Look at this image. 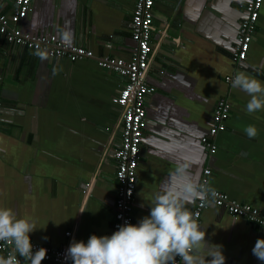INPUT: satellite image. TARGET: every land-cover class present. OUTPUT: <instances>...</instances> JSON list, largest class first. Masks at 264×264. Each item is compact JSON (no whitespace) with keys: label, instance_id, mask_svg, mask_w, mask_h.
I'll return each instance as SVG.
<instances>
[{"label":"crops","instance_id":"0c3cea01","mask_svg":"<svg viewBox=\"0 0 264 264\" xmlns=\"http://www.w3.org/2000/svg\"><path fill=\"white\" fill-rule=\"evenodd\" d=\"M14 1L0 0V13H10ZM246 1L154 0L147 81L155 91L145 100L132 224L150 213L148 203L170 183L183 158L192 162L198 182L208 166V188L264 212V110L247 114L250 97L224 81L243 71L264 83V0L247 69L231 62ZM134 3L32 0L20 21L24 32L54 33L91 49L93 58L71 61L44 51L41 59L34 54L38 49L8 45L0 31V208L35 222L33 242L56 247L73 239L87 242L92 234L111 235L117 187L112 153L120 141L113 97L125 80L96 58H130ZM225 93L231 113L209 154L200 137ZM248 125L256 126L257 137L246 136ZM87 182L92 186L85 194ZM198 199L186 205L191 212ZM198 223L210 247L221 246L225 264H264L252 254L256 240L264 238V225L214 205L201 212Z\"/></svg>","mask_w":264,"mask_h":264},{"label":"built area","instance_id":"2783aa9c","mask_svg":"<svg viewBox=\"0 0 264 264\" xmlns=\"http://www.w3.org/2000/svg\"><path fill=\"white\" fill-rule=\"evenodd\" d=\"M32 0H15L10 13H0V31L3 32L8 45H18L27 49L45 51L49 57H64L75 61L84 58H93L91 49L76 44H68L54 33H29L20 28V21L31 8ZM263 0H247L245 14L239 23L238 35L231 54L232 65L237 69L246 70L247 51L253 39L256 22ZM154 0H135L130 19V34L135 43L129 59L116 56H100L96 62L100 67L110 69L124 78L118 93L113 97V102L119 109L117 125L120 128V141L113 150L116 162L115 177L117 182L114 200V217L111 234L125 222L132 223V207L137 183V165L140 159V145L143 134V122L146 115L145 100L155 91V87L148 83L147 72L153 55L151 32L154 29L153 20ZM235 73L224 77L225 83L231 87L230 81ZM231 101L225 93L218 98L213 107L211 125L207 133L200 137V142L209 154L215 153L217 144L215 138L218 133L226 129V121L231 113ZM211 169L205 166L202 170L199 183L207 187ZM92 183L87 182L83 192H90ZM216 195L210 193L204 199L195 201L192 213L199 220L201 212L209 205L222 208L234 218H245L250 222L264 225V212L249 204L240 203L231 199L225 192L214 189ZM67 237L71 232H66ZM33 251L40 247L47 249V257L42 264H72L65 259L66 249L70 242L60 246H50L31 241ZM13 251L11 245L0 242V256L7 257ZM18 255V254H17ZM21 264L24 258L18 255ZM176 264H183L177 258Z\"/></svg>","mask_w":264,"mask_h":264},{"label":"clouds","instance_id":"9594fccd","mask_svg":"<svg viewBox=\"0 0 264 264\" xmlns=\"http://www.w3.org/2000/svg\"><path fill=\"white\" fill-rule=\"evenodd\" d=\"M34 54L41 59L46 56L39 49ZM230 83L233 89L250 97L247 114L264 110V83L259 79L240 71ZM244 132L250 139L258 135L255 125H248ZM191 169L192 162L183 158L171 172L170 183L151 198L148 215L137 224L125 222L111 235L92 234L87 242L73 239L65 259L72 264H176L177 258L183 264H205L206 260L208 264H225L221 246L216 245L218 250L210 247L213 244L206 240V231L186 207L194 198L204 199L209 193L216 195L214 189L198 182ZM35 230V222L18 218L10 208H0V242L13 248L7 257L0 256V264H21L18 255L25 264H42L47 249L40 247L33 251L29 234ZM252 254L264 262V238L256 240Z\"/></svg>","mask_w":264,"mask_h":264}]
</instances>
